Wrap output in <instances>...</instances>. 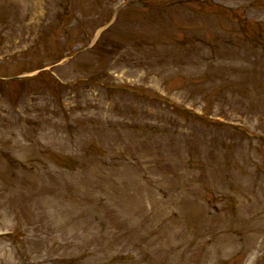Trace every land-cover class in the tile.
Listing matches in <instances>:
<instances>
[{
    "label": "rangeland",
    "instance_id": "1",
    "mask_svg": "<svg viewBox=\"0 0 264 264\" xmlns=\"http://www.w3.org/2000/svg\"><path fill=\"white\" fill-rule=\"evenodd\" d=\"M260 217L264 0H0V264H264Z\"/></svg>",
    "mask_w": 264,
    "mask_h": 264
},
{
    "label": "bare ground",
    "instance_id": "2",
    "mask_svg": "<svg viewBox=\"0 0 264 264\" xmlns=\"http://www.w3.org/2000/svg\"><path fill=\"white\" fill-rule=\"evenodd\" d=\"M262 225H264V217H260L257 221H256V227H262ZM259 235V231L256 232L255 237H257ZM231 245V249L230 246ZM237 246V242L235 241V239H231L225 242H221V243H213L212 247L208 249V256L209 257H214L219 253V250L222 248L223 249V253H227L229 251H231L232 249L236 248ZM264 246V243H262L260 245V248Z\"/></svg>",
    "mask_w": 264,
    "mask_h": 264
}]
</instances>
